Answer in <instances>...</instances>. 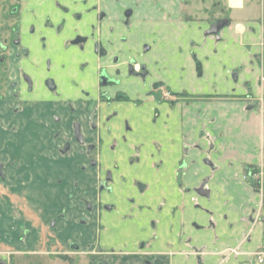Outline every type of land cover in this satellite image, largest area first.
<instances>
[{
  "label": "flooded vegetation",
  "instance_id": "obj_1",
  "mask_svg": "<svg viewBox=\"0 0 264 264\" xmlns=\"http://www.w3.org/2000/svg\"><path fill=\"white\" fill-rule=\"evenodd\" d=\"M181 2L187 5V0ZM0 6L5 12L0 15V121L20 116L22 135L33 142L31 151L54 156L50 173L38 171L42 164L25 167L30 152L11 140L17 147L6 146L7 161L0 153V179L8 169L9 177L17 174L18 181L35 168L42 173L33 186L35 211L41 216L60 215L48 221L49 231L63 243L56 253L76 255L69 264L159 263L165 252L156 249V219L142 223L138 217L152 210L155 171L161 165L154 159L165 146L162 139L170 111L186 103L188 95L172 89L170 80L159 77L165 70L155 68L159 58L155 50L165 57L169 48L158 46L155 38L140 39L145 34L135 17L144 10L142 0H0ZM181 13L188 18L186 11ZM213 149L211 142L208 152ZM205 161L212 164L209 158ZM180 166L179 176L183 161ZM69 174L74 192L63 213L56 191L44 178L52 175L54 182L61 177L70 184ZM25 188L19 183L4 191L17 194ZM191 190L205 197L211 192L204 182L187 188ZM257 191L264 196L262 188ZM263 210L264 197L254 221L262 220ZM15 253L28 260L54 252L26 244L11 252ZM184 253L205 264L202 250ZM251 255L257 264H264V249ZM129 256L133 262L126 259ZM3 263L8 264L1 259Z\"/></svg>",
  "mask_w": 264,
  "mask_h": 264
},
{
  "label": "crops",
  "instance_id": "obj_2",
  "mask_svg": "<svg viewBox=\"0 0 264 264\" xmlns=\"http://www.w3.org/2000/svg\"><path fill=\"white\" fill-rule=\"evenodd\" d=\"M188 1L185 5L181 0L177 4L176 0H142L144 10L135 17L137 25L143 26L141 40L155 38L158 46L169 48L170 56L157 59L155 68L165 70L159 77L188 95L186 103L170 111L162 139L165 146L154 159L161 161L155 171V192L150 186L155 200L151 212L142 213L138 220L156 219V249L165 252L157 264H199L192 253H184L193 248L204 252L205 264H257L251 254L264 249V210L261 221L253 218L264 196L246 172H258L264 191V107L258 112L252 102L230 100L262 93L261 67L247 40L256 9L246 0H230L232 8L247 13L232 15L236 21L224 27L217 40L205 34L209 25L203 24L204 17L189 19L206 13L212 4L203 0L195 11ZM216 3L220 5L219 0ZM182 11L188 13L187 19ZM173 14L179 15V23ZM195 58L202 62V75ZM221 95L228 99L221 100ZM211 142L214 149L209 153ZM203 182L211 191L209 197L187 191ZM230 248L240 252L230 254ZM126 259L134 261L130 256Z\"/></svg>",
  "mask_w": 264,
  "mask_h": 264
},
{
  "label": "rangeland",
  "instance_id": "obj_3",
  "mask_svg": "<svg viewBox=\"0 0 264 264\" xmlns=\"http://www.w3.org/2000/svg\"><path fill=\"white\" fill-rule=\"evenodd\" d=\"M202 1L203 0H189L188 4L195 8L196 11ZM216 1L218 0H205V2H208V4H212L209 8L206 9V13H200L198 15L194 14L193 16L191 15L189 16V19L197 21V17H204L203 21L205 23L203 24H205V26L209 25L208 27H210V25L216 22L218 19L228 18L230 22L228 25L225 26L227 27L231 24V22L233 23L236 21L234 18L232 19V15L247 13V10L232 8V6L229 5L231 4L230 0H219L220 5L217 4ZM246 2L249 5H253L256 9V11L254 10L255 14H253L252 18L250 19V21L253 22L251 37L247 40L249 45L248 47L251 48L252 56L256 61L255 63H258L261 67L260 82L264 84V0H246ZM175 3H178L177 0ZM4 13V11L2 12L0 10V15L4 16ZM171 16L174 21L178 23L180 22V19H178L179 15L173 14ZM222 30L219 32V35L221 37ZM173 37H175L174 34ZM228 37L236 36L228 35ZM155 51V56L161 57L159 50L157 49ZM154 54L152 56H154ZM168 56H170V54ZM201 67L202 62L199 60L198 62H196V69L198 74L202 73ZM262 88V93L258 96L251 95L252 97L248 98L246 95H241L236 97L235 99L230 100H235L238 102H252L255 105L254 109L258 112H261L264 107V86ZM220 99L227 100L228 95H221ZM19 120L21 122H19ZM24 128L25 127L23 126V122L20 116L15 117L12 122H10V118H7L6 116L1 119L0 153H2V160L7 161V150L9 149V147L10 149L17 147V144L18 147H23L25 148V150L30 152V159L26 161L27 163L24 165L25 167L29 166L30 168H34L35 166L37 167L38 165L42 164L44 166L43 169L40 170V165L38 166V171L43 173H50L49 169H51L52 167H49V164H53V154L42 150H34L32 152L29 147V143L33 142H28L26 139H24ZM11 140L14 141L16 144H12ZM8 144L9 147H6L8 146ZM108 159H110V157H108ZM61 165L66 169L70 167V165L59 164V166ZM56 167L57 166L53 167L52 170H55ZM10 172L11 170L8 169V174H6V177H4L2 180L0 179V201L3 203V205H5L1 206L0 203V260L3 259L4 261H7L8 264H69L71 258L76 255L72 253L68 255H60L56 253L58 250H60V247L63 246V243H61L62 240L59 238V236L55 237L54 232L49 231L48 221L54 216L57 218L60 215L54 214L51 216L45 213L41 216L40 214H37V211H35V207L37 206V204L33 201L36 198L37 190L33 186H35L36 182L39 181V177L41 176L40 174L42 173L37 172V168H35V170L32 171L30 175H27L25 179L19 176L20 181H18L17 174L15 176L12 175L11 177H9ZM246 173L248 176L254 177V187L256 188V190H260L262 188V184L261 177L258 172H255L253 169H251ZM51 176L52 175L46 176L44 178V183H47L49 186H51V189L56 191L58 195V206H61V212L64 213L70 208L69 205L66 208L64 204H70V201L73 197V181L71 180L73 175L69 174L70 184L67 183V181L65 179H62L61 177H56V180L53 182ZM13 177L16 181H13ZM19 183L21 185H25L26 187L25 189L20 190L19 193H21L22 195L19 193H17V195L16 191H14L15 194L10 193L8 191L5 193L7 188L13 186L15 187ZM23 194L25 195L23 196ZM27 194H30V199L27 198ZM25 199L28 200L25 201ZM8 200H12L13 202H8ZM26 244L35 245V247L45 252H48V250H53L54 253L50 255H47L46 253L45 255H43L42 259L39 258L38 255H36L33 256L34 259L31 258L28 260L23 258V255H21L20 253L11 254V252L18 251L21 246H25ZM67 256L69 258L66 259L65 257ZM71 264H76V262L72 261Z\"/></svg>",
  "mask_w": 264,
  "mask_h": 264
},
{
  "label": "water",
  "instance_id": "obj_4",
  "mask_svg": "<svg viewBox=\"0 0 264 264\" xmlns=\"http://www.w3.org/2000/svg\"><path fill=\"white\" fill-rule=\"evenodd\" d=\"M229 22H230V21H229L228 18H223V19H220V20L214 22V23L211 25L210 29L207 30L206 34L217 35V38H220L219 32H220V31H221L226 25H228ZM233 77H234L235 79H237V77H238V73L235 72V73L233 74ZM252 107H253V106L251 105L250 108H252ZM3 264H4V263H3Z\"/></svg>",
  "mask_w": 264,
  "mask_h": 264
},
{
  "label": "trees",
  "instance_id": "obj_5",
  "mask_svg": "<svg viewBox=\"0 0 264 264\" xmlns=\"http://www.w3.org/2000/svg\"><path fill=\"white\" fill-rule=\"evenodd\" d=\"M200 65V64H199Z\"/></svg>",
  "mask_w": 264,
  "mask_h": 264
}]
</instances>
